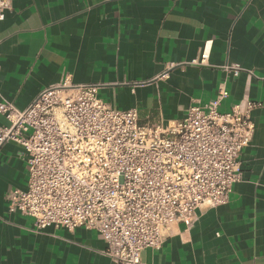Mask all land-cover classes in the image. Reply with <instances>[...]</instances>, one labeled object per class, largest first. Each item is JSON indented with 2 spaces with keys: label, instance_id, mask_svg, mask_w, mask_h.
<instances>
[{
  "label": "crops",
  "instance_id": "crops-1",
  "mask_svg": "<svg viewBox=\"0 0 264 264\" xmlns=\"http://www.w3.org/2000/svg\"><path fill=\"white\" fill-rule=\"evenodd\" d=\"M205 45L207 64H192ZM226 63L252 75L233 78ZM65 76L98 85L101 100L137 110L142 124L182 120L221 83L219 113L260 103L227 204L201 206L190 228L171 226L140 263L264 264V0H12L0 25V97L23 110ZM25 158L16 143L0 146V264H115L95 232L37 231L31 218L9 213L7 194L27 187Z\"/></svg>",
  "mask_w": 264,
  "mask_h": 264
},
{
  "label": "built area",
  "instance_id": "built-area-1",
  "mask_svg": "<svg viewBox=\"0 0 264 264\" xmlns=\"http://www.w3.org/2000/svg\"><path fill=\"white\" fill-rule=\"evenodd\" d=\"M11 8L12 0H0V25ZM209 53L205 45L191 63L206 65ZM221 69L233 78L252 75L236 63ZM98 88L65 76L23 110L0 97L7 123L0 125V146H21L28 170L26 190L6 196L8 211L31 218L37 231L95 232L103 256L141 264L140 253L159 249L171 226L190 228L201 206L227 204L254 133L250 113L261 104L243 101L219 113L227 97L221 83L206 106L162 126L140 123L135 109L111 107Z\"/></svg>",
  "mask_w": 264,
  "mask_h": 264
}]
</instances>
